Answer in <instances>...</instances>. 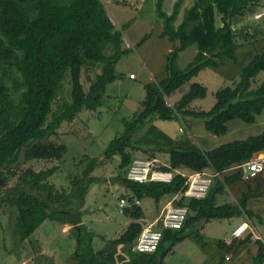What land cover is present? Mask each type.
I'll list each match as a JSON object with an SVG mask.
<instances>
[{
    "label": "trees",
    "instance_id": "16d2710c",
    "mask_svg": "<svg viewBox=\"0 0 264 264\" xmlns=\"http://www.w3.org/2000/svg\"><path fill=\"white\" fill-rule=\"evenodd\" d=\"M111 1L128 5L125 0ZM184 1L175 0L171 13L167 14L162 0H157L155 14L162 25L159 37L172 44L166 55V76L143 85L145 96L140 108L131 118L122 120V132L108 142L101 153L102 159L87 158L81 173L73 177L69 192L57 190L48 181L57 168L40 171L27 168L17 183L26 188L15 186L0 196V205L9 206L14 213L12 230L18 241H30L36 249L37 244L30 236L43 221L49 220L72 226L76 245L70 257L75 264H165L164 259L173 248L190 236L203 246L199 231L212 220L244 218L252 225L262 222L264 170L247 179L240 170L231 169L264 153V131L206 151L193 144L172 146L147 142L152 138L145 136L150 128L143 129L153 121H175L179 124L178 131L184 132L182 128H188L187 119L196 120L211 136H222L227 132L229 121L252 124L264 111V80L260 79V74L264 73V51L244 63L239 62L237 56V49L242 45L237 38H242L244 45L256 43L260 29L249 33V30L233 28L237 18L259 9V1L194 0L176 23ZM216 16L220 17V25L216 24ZM128 26L129 23L117 28L113 24L103 0H0V181L6 180L7 170L20 160L26 164L63 159L67 146L60 139V128L64 123L74 122L83 110L95 112L102 104L106 86L122 76L115 67L131 51L125 48L123 40ZM261 39L264 40V31ZM193 45L196 54L184 68L179 67V54ZM94 69L98 72L90 79L85 92L82 73ZM206 69L221 76L235 69L237 74L216 90L215 103L208 111H203L191 104L204 99L207 90L191 80ZM65 83L70 87L69 100L60 97ZM185 85L188 88L169 105L166 98ZM143 131L148 133L143 135ZM136 152L149 153L150 158L159 152L167 154L166 163L158 168L173 172L171 181L128 180V168L138 159L133 155ZM115 156L120 159L121 174L114 181L129 192L119 196V200H126V205H118L126 224L107 240L106 244L112 249L94 250V234L81 224L84 213L81 209L89 185L97 181L92 176L93 171ZM179 169L189 174L211 169L221 177L214 179L204 198L186 199L183 197L186 177L178 173ZM237 185L238 194L218 204L226 189L231 191ZM167 197L176 198L175 204L187 210L182 228L163 231L154 253L134 252L139 234L150 224L144 223L141 201L152 199L157 211L161 207L158 204ZM252 237L253 234L247 232L243 239L219 242L209 264H222L226 256L237 258L251 243L257 245L253 264H264V243L259 239L252 242ZM117 255H121L119 260Z\"/></svg>",
    "mask_w": 264,
    "mask_h": 264
},
{
    "label": "rangeland",
    "instance_id": "374dc122",
    "mask_svg": "<svg viewBox=\"0 0 264 264\" xmlns=\"http://www.w3.org/2000/svg\"><path fill=\"white\" fill-rule=\"evenodd\" d=\"M134 1L138 3L129 0L132 6L128 5L124 8L125 5L120 4V6L116 7L115 4H110V2L103 0L110 19L115 20L119 26H122L120 22L135 20V24L128 31L125 30L123 32V38L126 36L127 39L141 32L154 34L157 31L156 25L161 23L155 14L157 0ZM173 3L172 0H163L164 12L170 14ZM192 3L193 0H185L183 9L190 7ZM253 14L262 15L263 12L260 9H254L252 13H246L242 17L237 18L233 25L236 31L240 29L249 31L260 29L261 34L257 36L256 43L252 42L251 46L244 45L237 49L239 62H247L251 56L261 52L258 50L261 42L258 43L257 41L262 40H260V37L264 31V14L259 20H256ZM238 41L239 43H244L242 38ZM242 47L246 48L241 49ZM145 48L149 49L144 52ZM161 48L162 44L156 38L149 40L148 44L140 48L132 46L128 56H124L117 63L115 70L122 76L106 86L101 106L95 112L81 111L74 122L64 123L60 128V139L67 146V152L63 159L60 161L40 160L26 164L20 160L15 167L12 166L7 170L8 176L6 180L0 181V185L2 186L0 196L15 186H20L19 188L21 189L26 188L17 183L20 181L22 171L27 168H32L34 171L57 168L56 172L48 178V181L57 190L65 189L69 192L73 177L81 173L88 162L87 158H101V153L108 142L116 134L122 132V120L131 118L133 112L140 108V102L144 99L145 95L143 84L146 83V78L152 76L156 81L161 80L157 75L158 64L162 62L160 58ZM243 50H246V53H243ZM195 53V45L188 47L180 54L177 61L178 66L184 68L194 57ZM224 70L228 71L227 69ZM234 70L226 73L223 77L210 69L199 72L192 81L201 83L206 87L207 96L203 100L193 101L191 107L197 110H209L215 102L214 92L222 84V81L225 84L229 83L231 77L237 74V71ZM96 72H98L97 69L82 73L81 83L85 92L89 88L90 79L94 77ZM130 75L133 77L130 78ZM187 88L188 85H185L181 90L175 92L176 95L178 94L177 96L174 97V94L170 98H166L167 103L171 105L173 97H180L179 93L182 94V91ZM69 92V84L65 83L60 97L69 100ZM186 125L188 128L183 127L184 134H181L175 130L177 124L174 121H153L149 126V134L145 135L149 138L152 137L147 142L153 143L152 139L154 138V140H157L154 142L160 144L158 138H163L165 140L164 143H167V145L189 146L188 144L192 142L193 145L202 150H210L221 144L243 140L262 133L264 131V111L256 116L255 122L252 124H246L240 120L229 121L227 123V132L222 136H211V134L205 131L203 124L196 120L187 119ZM166 126L167 130L164 133L162 131ZM144 132L148 133L147 131H143V135ZM185 136L190 141L189 143L187 142L188 144L186 143L187 139ZM170 139L174 141H169ZM142 140H145L144 136H142ZM133 155L138 159H151L149 153L136 152ZM155 157L159 161V164L156 165V169L159 170V165L166 163L167 155L164 152H159ZM119 162V157L115 156L113 159L105 160L101 165H97L92 173V176L96 177L97 181L89 185L84 198V205L81 209L84 212L81 216V224L87 228V231L94 234L92 239L94 250L103 249V251H107L112 249L106 242L115 233L123 230V224L126 221L122 214V209L118 206L119 196L125 193V188L122 187V189L121 185L114 181L121 174V170L118 169ZM237 194V189H234V187L231 191L226 189L224 197L220 201H230ZM170 199L171 197H167L160 204L164 206ZM141 206L147 211L153 209L154 212L155 210V204L150 198H144ZM11 210L7 205L5 207L0 205V264H75L70 257L76 245L75 233L72 226L49 220L43 221L30 236V240L37 244L36 249H34L30 241L20 242L14 235L12 230L14 213ZM241 221H245V219L233 218L230 221H211L206 227L208 236L207 238H203V241L207 243L204 249H202L200 243L193 236H190L176 247L175 254L168 255L164 259L165 264H206L204 262L206 256L207 254L211 255L212 245L215 242L213 238L227 237L232 227H234L233 225ZM263 224L264 221L262 222ZM249 225L251 224L249 223ZM255 226L254 228L257 233L261 234L260 225H257L255 222ZM261 236L264 240V235ZM236 263L237 258L233 257L228 262H222V264ZM243 264H250V259L245 257Z\"/></svg>",
    "mask_w": 264,
    "mask_h": 264
},
{
    "label": "built area",
    "instance_id": "2783aa9c",
    "mask_svg": "<svg viewBox=\"0 0 264 264\" xmlns=\"http://www.w3.org/2000/svg\"><path fill=\"white\" fill-rule=\"evenodd\" d=\"M260 5L258 6L264 14V0H258ZM262 14V15H263ZM262 15L254 14L255 19H259ZM133 76L130 75V78ZM180 131H182L180 129ZM159 164L155 158L143 160L135 159L128 168L126 178L133 182H170L173 174L170 172H163L156 169V165ZM231 170H240L244 178H252L264 170V154H256L250 160L244 162L241 165H237ZM186 177V190L183 197L186 199H202L207 194L208 190L212 186L214 179L220 178V174L214 170L208 172L197 173H183ZM176 198H172L166 202L161 209L160 215L154 219L149 225H147L139 234L134 246L133 251L139 254H151L157 250V247L162 238V232L165 230H179L182 228L183 223L187 216V210L185 207L177 206L175 204ZM135 204H139L135 201ZM120 207L126 205V200L120 199ZM247 232H251L255 238H259L258 233L255 231L252 225L248 222L239 224L233 231V238H242ZM228 260V257H226Z\"/></svg>",
    "mask_w": 264,
    "mask_h": 264
},
{
    "label": "crops",
    "instance_id": "0c3cea01",
    "mask_svg": "<svg viewBox=\"0 0 264 264\" xmlns=\"http://www.w3.org/2000/svg\"><path fill=\"white\" fill-rule=\"evenodd\" d=\"M107 2H110V4H115V3H113L111 0H106ZM119 1H121V0H119ZM126 1V3L129 5V6H132V3L131 2H129V0H125ZM134 3H138L137 1H134V0H132ZM173 2H175V0H172ZM194 1V0H193ZM174 4V3H173ZM184 4V3H183ZM193 4V3H192ZM191 4V5H192ZM128 5H125V7L124 8H126ZM115 6L117 7V6H120V4H115ZM162 8H163V0H162ZM189 8V7H188ZM183 11H184V9H183V5H182V8H181V10H180V12H179V16H178V21H177V23L180 21V18L182 17V14H183ZM254 16V15H253ZM112 22H113V24L118 28V27H120L119 26V24H116V22H115V20H112ZM120 23H122V24H127V23H129V26L125 29V30H129V28L132 26V25H134L135 24V20L134 19H132L130 22L129 21H125V22H120ZM121 24V25H122ZM216 24L217 25H220V17L219 16H216ZM156 29H157V31H155V33L153 34V33H148V32H141V33H139L138 35H136V36H131L130 37V39H127V37L125 36V38H123V40H124V43H125V48H132V46L134 47V46H136L137 48H140V47H142V46H144L145 44H148L149 43V40H154V38H156L159 42H161V44H162V48H161V54H160V58H161V60H162V62L160 63L159 62V64H158V69H157V75H158V77H160V79H164L165 78V76H166V73H165V62H166V55L171 51V49H172V44L168 41V40H166L165 38L164 39H161L160 37H159V35H160V33H161V31H162V25H161V23H159V24H157L156 25ZM251 31H249V33H250ZM151 35L150 37H147V35ZM239 39H241L240 37H238L237 38V42L239 43ZM153 42V41H152ZM261 42V45L258 47L259 49L258 50H260L261 52L262 51H264V40H261V41H259L258 43H260ZM240 44H242L241 46H244V44H243V42L242 43H240ZM247 45H249V46H251L250 44H247ZM240 46V47H241ZM247 47V46H246ZM246 47H242L241 49H243V48H246ZM149 48H145L144 49V52H146L147 50H148ZM196 52H197V49H196ZM243 53H246V50H243L242 51ZM183 52H181L180 54H182ZM243 53H241V54H243ZM180 54H179V56H180ZM196 54V53H195ZM128 56V55H127ZM238 56V55H237ZM254 56V55H253ZM253 56H251V58L253 57ZM246 61V60H245ZM242 63H244V62H242ZM231 68H234V67H231ZM207 70V69H206ZM204 70H202L201 72H203ZM232 71V70H231ZM151 73H153L152 71H151ZM263 73H261L260 75H261V80H264V75H262ZM219 75V74H218ZM221 76V75H220ZM155 77V76H154ZM221 77H223V76H221ZM193 80V79H192ZM191 80V82L192 83H198V82H193ZM151 81H156L154 78H152V76H149L148 78H146V83H148V82H151ZM224 82L222 81V84H220L219 86H218V88L216 89V90H218L219 89V87H221L222 85H224L223 84ZM199 84H201V83H199ZM144 85V84H143ZM202 85V84H201ZM206 88V87H205ZM144 89V88H143ZM206 90H207V88H206ZM216 92V91H215ZM214 92V93H215ZM145 94V93H144ZM175 94V93H174ZM174 94H172L171 96H173ZM178 95V94H177ZM176 94L174 95V97L175 96H177ZM145 96V95H144ZM179 96H181V93H179ZM206 96H207V94H206ZM173 97V101L171 102L172 104L174 103V102H176L180 97H178V98H174ZM206 98V97H205ZM204 98V99H205ZM199 100H203V99H199ZM142 101V100H141ZM215 103V102H214ZM171 104V105H172ZM170 105V104H169ZM192 105V104H191ZM213 106V105H212ZM199 110H201V109H199ZM203 111H208V110H203ZM174 123H176L175 121H174ZM177 124V126H176V128H175V130L178 132V133H181V134H184V132H179L178 131V128H179V124L178 123H176ZM151 125V124H150ZM149 125V126H150ZM149 126H148V128H149ZM145 129H147V127H145L143 130H145ZM165 130H167V126L166 127H164V130L162 131V132H164ZM158 131H159V129H158ZM165 133V132H164ZM185 138L187 139V137L185 136ZM152 141L154 142V141H157L156 139L154 140V138L152 139ZM158 141L159 142H164L165 140L163 139V138H158ZM169 141H174L173 139H170ZM189 143L190 141L187 139V141H186V143ZM187 143V144H188ZM167 144V143H166ZM186 144V145H187ZM190 144H193L192 142H190ZM190 144H188V145H190ZM212 149V148H211ZM264 154V153H263ZM167 155V154H166ZM167 158H168V155H167ZM155 159H156V157H155ZM157 160V159H156ZM167 161V160H166ZM157 162H159L158 160H157ZM178 172H181L182 174L183 173H186V170L185 169H179V170H177ZM206 172H208V171H206ZM170 173H172L173 174V172H170ZM121 188H122V186H121ZM120 188V189H121ZM235 188L237 189V191H238V185L237 186H235ZM234 188V189H235ZM123 189V188H122ZM124 191H125V193L124 194H128L129 192L127 191V190H125L124 189ZM224 197V195L221 197V198H219L218 199V204H221V203H223V201H220L222 198ZM171 200V199H170ZM169 200V201H170ZM119 202V201H118ZM168 202V201H167ZM224 202H228V201H224ZM155 204V203H154ZM141 205H142V201H141ZM158 205H161L160 203L158 204ZM142 207V206H141ZM158 207V206H157ZM160 207V206H159ZM160 208H162V205H161V207ZM160 208L159 209H157V211H155L154 210V212H153V209H150L149 211H147V210H144L143 208H142V210H143V216H144V223H151V221H153L155 218H157V216H158V211L160 210ZM236 219H240V218H236ZM213 221V220H212ZM230 221V220H229ZM264 221V217H263V219H262V222ZM243 222H246V221H241V222H239V223H237V224H235V225H233L234 227H232V230H231V232H230V234L227 236V237H223V238H213V239H215V242H214V244L212 245V253H211V255H208L207 254V256H206V259H205V263L206 264H208L209 263V261L211 260V258H212V256L214 255V253H215V251H216V249H217V247H218V243L219 242H225V243H229L232 239H234L233 237H232V231L239 225V224H241V223H243ZM262 222L261 223H256L257 225L259 224L260 225V229H261V234H258V236H259V238H255V237H252V242L254 241V240H256V239H259V240H261L263 243H264V240L262 239V236L261 235H264V224L262 225ZM211 223V221L210 222H208L207 224H205L204 226H203V228L202 229H200V231H199V234H201V236H202V238H207V230H206V227L208 226V224H210ZM250 223V222H249ZM125 224H126V221H125ZM252 225V224H251ZM254 225V226H253ZM252 226L253 227H256L255 226V222H254V224H253ZM255 229V228H254ZM213 231H214V229H213ZM256 231V230H255ZM257 232V231H256ZM247 235V233L242 237V238H239V239H243L245 236ZM183 242V241H182ZM182 242H180V243H178L174 248H173V250H172V252L170 253V254H168V255H173V254H175V252H176V247L179 245V244H181ZM204 242V245L202 246V249H204L205 247H206V242L205 241H203ZM256 253H257V245L256 244H254V243H251L250 245H249V248L246 250V251H244V252H242L240 255H239V257H237V263L236 264H243V259H245V257L247 258L248 257V259H250V264H253V258H254V256L256 255ZM42 254V253H41ZM119 254V253H118ZM167 255V256H168ZM121 256V255H120ZM120 256L119 255H117V258H118V260L120 259ZM166 256V257H167ZM165 257V258H166ZM227 257V256H226ZM226 257H225V261L226 262H228V261H230L232 258H230V259H228V260H226Z\"/></svg>",
    "mask_w": 264,
    "mask_h": 264
},
{
    "label": "water",
    "instance_id": "95a60500",
    "mask_svg": "<svg viewBox=\"0 0 264 264\" xmlns=\"http://www.w3.org/2000/svg\"><path fill=\"white\" fill-rule=\"evenodd\" d=\"M229 21V20H228Z\"/></svg>",
    "mask_w": 264,
    "mask_h": 264
}]
</instances>
